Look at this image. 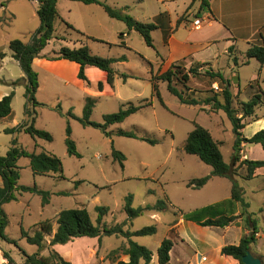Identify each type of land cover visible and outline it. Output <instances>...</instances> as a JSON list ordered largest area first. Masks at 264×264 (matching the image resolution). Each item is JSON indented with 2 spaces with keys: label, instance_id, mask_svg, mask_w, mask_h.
Returning a JSON list of instances; mask_svg holds the SVG:
<instances>
[{
  "label": "rangeland",
  "instance_id": "1",
  "mask_svg": "<svg viewBox=\"0 0 264 264\" xmlns=\"http://www.w3.org/2000/svg\"><path fill=\"white\" fill-rule=\"evenodd\" d=\"M105 1L112 7L128 8L126 13L146 24L151 23L155 15L165 11V7L156 0ZM183 2L190 3L188 0H183ZM2 4L5 7L0 6V20L3 19L5 22L4 25L0 24L2 26L0 53H11L9 43L16 39L29 43L32 34L40 27V19L37 15V6L29 0H0V5ZM76 5L88 8L79 11L78 16H74L77 17L76 22L84 29L83 33L105 44L87 41L63 24L62 26L56 24V35L59 36L60 33L62 36L59 37L66 39V42H51L44 50V56L51 57L53 51L61 46L71 48L79 39H81L80 42L85 41V46L98 57L121 58L126 56L128 60L115 64L114 68L119 74L134 76V78L126 81L123 78H117L113 87L114 95H101L96 98V107L91 121L103 123L105 115L118 112L123 105L130 102L135 106H145L150 102L152 104L150 107L130 116L122 124L112 126L110 130L115 132L119 130L139 131L141 135L157 140L158 144L150 145L140 140L118 136L107 138L100 130L83 127L77 119L60 116L55 111L58 106L65 115L71 111L77 118H82L86 96L73 84H67L59 79L55 80L49 72L38 70L41 88L38 90L37 100L48 107L37 109L36 128L49 132L53 141L49 143L39 139L35 140L24 132L16 135L0 132V155L5 156L11 147L12 140L17 138L19 144L29 152H45L58 157L63 165L65 179L34 176L29 159L19 160L18 165L21 168L19 184L36 185L50 192L52 196L50 204L46 206L42 205V199L39 196L28 193L18 195L17 201L4 206L9 217L6 236L10 242L0 240V264H6L2 262L5 258L4 254L10 256L12 264H24V254L39 253L36 246L28 244L26 239L22 238V228L33 234L39 229V223L49 220L55 231L57 215L63 210L78 208L87 209L92 220L96 222L99 216L97 207L109 209L108 214L103 217V225L107 227L123 224L124 230L135 232L145 227L155 226L157 228L155 235L134 237L133 241L148 248L153 253L152 264H158L157 251L161 243L167 238L177 241L174 233L169 232L171 225L178 222L182 214H190L208 205L214 199L227 195L224 189L226 183H219V186L224 187L213 198L212 193L215 188L212 185L200 190L187 187L189 181L208 176L212 171L211 167L202 163L199 158L185 153L184 146L188 134L194 129V123L207 129L220 144L224 161L230 164L235 141L232 125L223 112L212 113L209 106L195 107L182 104L168 91L167 84L160 80H156V84L159 86L166 107L164 108L158 99L153 97L152 78L161 73V70H158L162 63L158 53H163L161 33H153L156 50L148 47L136 32L126 39L131 50L120 47L111 48L110 44L119 43L120 34L128 32L127 26L110 19L99 6H86L82 3ZM184 7L180 3L178 7L172 6L170 9L175 16V13L180 14ZM61 10L64 13L62 6ZM193 20L192 16L190 21L193 22ZM70 40H73L72 44ZM5 61V65L0 64V79H17L22 74L19 65L13 58ZM255 66V61H252L251 65L241 68V72L236 70L232 73L223 61L219 68L226 77L232 80L235 87L234 92L238 91V85L244 92L248 88L250 79L256 74ZM185 68V71L189 70L188 67ZM200 72L204 74L205 70H200ZM201 80L192 77L188 87L184 88L180 82H176V86L185 93L188 99L205 98L210 94L208 92L212 93L217 90L216 87H211L209 79L203 77ZM3 89L5 86L0 84V91ZM10 90L15 92L12 103L13 117L0 122V129L5 130L16 128L26 122L25 87L23 85L11 86ZM94 90L97 91V87H94ZM240 99L243 102H249L244 95ZM237 102L240 100L237 99ZM262 113H264L263 109H259L257 117ZM68 125L71 126V137L76 143L81 158L70 157L67 154L65 140ZM259 126L264 129V121L248 126L244 135L251 137L252 132ZM113 147L126 156L124 169L114 161ZM255 148L254 153L250 155V160L264 161L262 148L258 145ZM244 155L246 156V153L241 152L242 160ZM240 172L246 174L244 170ZM244 184L250 191L254 188L259 190L256 196H248L245 201L250 204L251 219L256 223L257 231L264 234V177H258L255 181H244ZM60 193L68 195H59ZM128 196H132L134 208L155 206L163 201L166 203V209L146 212L140 217L129 220L124 212L125 199ZM240 207L241 212H244L241 205ZM189 237L195 243H200L202 235L190 230ZM50 240L51 237L46 238V249L40 252L43 257L48 256L47 248ZM236 241L228 240V243H237ZM177 246L178 248L171 253L173 264H180L177 254H179V248L182 247ZM126 247L127 240L123 237L106 236L100 242L97 239H76L67 245H58L55 250L72 264H117L119 261L128 260L123 254ZM253 247L255 253L259 249L258 254L261 256L259 258L264 264V237ZM190 248L187 246L184 251L189 252Z\"/></svg>",
  "mask_w": 264,
  "mask_h": 264
},
{
  "label": "trees",
  "instance_id": "2",
  "mask_svg": "<svg viewBox=\"0 0 264 264\" xmlns=\"http://www.w3.org/2000/svg\"><path fill=\"white\" fill-rule=\"evenodd\" d=\"M29 1H35L38 3L37 15L40 19V27L32 34L31 41L29 43H25L19 39L13 40L9 43V50L12 54V58L18 62L24 75L22 79L13 82L11 86L15 87L23 85L25 87L24 97L26 102L24 105V115L26 117V122L16 128L6 129L5 133L15 135L24 132L35 140L39 139L50 143L53 141L52 135L47 131L36 128V120L38 116L37 109L39 107H48V105L37 100V92L40 84L39 74L33 66L34 60H67L77 63L80 66L78 79L83 81L88 87L91 85V82L86 75V69L97 68L107 74V84L110 87H113L117 76V72L115 71L113 65L117 62H124L127 59L125 56L119 59L98 57L93 55L86 46L78 49H71L69 47L62 46L58 50L53 51L51 57L42 55L43 51L47 48L51 41L64 40L56 35L55 24L58 21L67 27V29L75 32L77 35H81L83 37L85 35L75 30L73 26L69 25L60 17L57 10V3L59 0ZM67 1L79 2L85 5H99L103 7L108 17L124 23L129 31L138 33L146 45L150 48H154L152 33L161 26L165 31V25L163 26L161 24H165V19L167 18L166 14H161L157 17L156 22L146 24L136 20L131 15L126 13V9L113 8L104 0ZM199 1L201 2V11H208L210 9L211 0ZM0 6L5 7L4 4ZM4 22L5 20H0V24H3ZM1 27L2 26H0V30L2 29ZM100 42L103 43L102 41ZM231 51L232 50L230 49V52ZM5 56L6 55L4 53H0V58L2 60ZM246 58L248 60L256 59L261 65H264V45H253L246 52ZM234 63H237L236 59H234ZM203 66L205 65L200 63L194 64L189 68V70L185 71V61L173 64L166 72L152 78V95L158 99L164 108L166 107L161 97L159 86L156 84V80H160L167 84L168 91L182 104L195 107L202 105L209 106L212 113L223 112L230 121L233 134L235 136L233 155L230 164L224 161L220 150V144L213 138L212 134L207 129L196 123H194V129L188 134L184 151L188 155L196 156L202 163L212 169L210 175L189 181L187 187L193 190H200L207 185L212 177L229 179L232 182L231 200L206 206L190 214H183V218L184 220L196 223L203 228H224L236 223L241 216H247L249 223H252L250 233L245 235L238 245H227L221 250L222 256L231 257L240 264H243V257L246 256L248 251L251 252L254 244L257 243L256 235L258 231L256 223L251 219V215L247 211L249 204L246 203L243 189L236 178L241 176L244 180L251 181L254 179L256 171L264 168V161L250 159L242 160L241 157L243 144L259 145L264 151V129L257 132L251 138H245L243 135V130L246 127L245 122H247L248 119L255 117L257 109L264 107V93L259 92L254 95L249 102H237L238 97L231 91V82L227 80L221 72L206 70L204 74H201L200 68ZM192 77L199 81H202L201 78L203 77L209 79L212 88L214 83H218L220 92H208L210 94L201 99L186 98L185 93L179 90L176 86V82H180L181 85L186 88L188 87ZM121 78L126 81L127 79L134 77L122 74ZM21 82L24 83L21 84ZM3 83L4 81L0 79V84ZM103 89V84L99 82L97 85V91L103 92ZM14 97L15 92L12 91L0 100V121L7 118L11 119L13 117L12 103ZM145 101L147 102V100ZM151 105L152 104L148 102L145 106H135L130 102L127 105H123L118 112L105 115L103 117V123L91 121L92 114L96 107V100L92 97H88L86 99L82 118H77L71 111L65 115L60 106L55 108V111L62 117L67 116L70 119H77L85 128L92 127L100 130L107 138L118 136L140 140L150 145H157V140L141 135L139 131L131 132L119 130L115 132L110 130L112 126L122 124L130 116L136 114L140 110L150 107ZM66 134L67 138L65 140V144L67 147V154L70 157L81 158L76 143L71 137L72 129L70 125H68L66 129ZM112 157L114 161L118 162L121 168L124 169L126 156L113 147ZM23 158L29 159L30 168L34 176L50 177L62 180L65 179L63 174V165L58 157L45 152H29L19 144L17 138L12 140L11 147L7 154L5 156L0 155V240L6 242H10L6 236V229L9 226V217L4 210V206L17 201L18 195L20 196L25 193L39 196L42 199V205L46 206L50 204V198L52 196L50 192L44 191L36 185L23 186L19 184L21 168L18 165V162ZM240 170L246 171V174L241 175L239 173ZM59 195L67 196L68 194L60 193ZM230 203L240 204L244 212H242L241 215H228L227 213H224L223 208L225 205ZM96 209L99 213L96 222L92 220L87 209L78 208L61 211L56 218L57 228L55 231L52 222L49 220L39 223V229L33 234H30L22 228V238L26 239L28 244L36 246L39 249V253L37 254H24V264H72L71 262L65 260L62 255L54 249V247L57 245H67L68 243L80 238L97 239L100 242L101 239L106 236L123 237L127 240V247L123 250V254L129 258V261H119L117 264H152L153 253L148 248L137 244L133 241V238L155 235L157 233V228L155 226L145 227L135 232L124 230L123 224L107 227L103 225V217L108 214L109 209L104 207H97ZM165 209L166 203L163 201L158 202L155 206L134 208L132 196H128L125 199L124 212L127 214L129 220L140 217L146 212L164 211ZM47 237H51L47 248L48 256L43 257L40 255V252L46 249L45 243ZM173 247L174 243L169 238L165 239L161 243L157 251L158 264H172L171 252ZM4 257L8 261V264L13 263L8 254H4Z\"/></svg>",
  "mask_w": 264,
  "mask_h": 264
},
{
  "label": "crops",
  "instance_id": "3",
  "mask_svg": "<svg viewBox=\"0 0 264 264\" xmlns=\"http://www.w3.org/2000/svg\"><path fill=\"white\" fill-rule=\"evenodd\" d=\"M156 1L165 7V11L155 15L152 18L151 23L156 22V18L159 17L161 14L167 15V18L165 19V24L163 23L161 24L163 26L165 25L164 26L165 31L162 29V26L160 25L161 27L153 32V33L155 32L161 33V45L163 48V53L162 54L158 53V56H161V61H162L158 69L161 70L160 74L166 72L173 64L178 63L180 61H185L186 67L188 68H190L194 64L200 63L205 65L200 68L201 71L212 70L214 72H221V73L222 71L220 70L219 67L221 66L223 61L226 62L228 66V70L231 71L232 73L236 72V70H239L241 72V68H243L244 66L251 65L252 61H255L256 74L250 79L248 88L244 92L240 89L239 85L237 86L238 91L234 92L233 89L235 87L234 84L231 82L232 80L226 77L223 73L222 74L227 80L231 82L232 84L231 91L235 96L238 97L240 101L242 95L246 96L250 101V99L259 92L264 93V65H261L256 59L248 60L246 58V52L253 45H259V46L264 45V0H211L210 9L208 11L200 10L201 2L199 0L197 1L188 0L190 2L189 4L183 2V0H156ZM31 2L33 3V5H36L38 8L37 2L35 1H31ZM77 3L79 2L59 0L57 3V10L60 17L65 22L73 26L75 30L83 33L84 29L82 28L81 25H79L76 22L77 17L74 16H78L79 11L88 8H82L81 6H77L76 5ZM180 3H182L185 7L182 9L180 14L175 13L174 16L171 11L172 9L170 8L172 6L178 7ZM61 6L65 10L64 13L61 10ZM86 6H91V5H86ZM101 8L103 9V7ZM118 9H126L125 12L128 10V8L126 7L118 8ZM192 16L194 17L193 22L190 21V18ZM198 16H200L201 19ZM197 19L201 20L199 28H196L194 26V22ZM56 24L62 26V23H60L59 21L56 22ZM0 31H2V29ZM133 33L135 32L128 30L127 33L120 34L119 43L110 44V47L111 48L120 47L131 50L130 46L126 42V39L129 38L130 35ZM153 33H152V37H153ZM83 34L85 36L84 37L82 36V38H85L87 41L97 40L93 37H90L89 35H86L85 33ZM59 36L62 35H60L59 33ZM79 40L71 48L78 49L81 46L82 47L85 46L84 43L85 41L80 42ZM53 41L66 42V39L53 40ZM100 41L101 40H97L94 42L101 43ZM70 42L72 44L73 40H70ZM79 43H81V46H79ZM153 43H154V38H153ZM101 44H105V42ZM61 47L56 48L54 51L58 50ZM152 49L156 50L155 45L154 48ZM230 49L232 50L231 52ZM4 54L6 55L5 58L3 60L0 58L1 59L0 64L3 65L6 64V61L4 62V60L12 58L11 53H4ZM42 55H45L44 51ZM8 56H10V58H8ZM113 59H119V58H113ZM126 59L128 60L127 57ZM234 59H236L237 61L236 64L234 63ZM16 63L17 65H19L18 62ZM118 63H123V62H117L115 64ZM33 66L36 71L41 69L46 72H49L50 74H52V77H54L53 79L55 80L59 79L61 81L66 82L67 84H73L77 89L82 91L84 96H86V99L88 97H92L96 100V98H98L101 95L115 94L113 87L116 84V80L114 82L113 87H110L107 84V74L97 68L86 69V75L91 82V85L88 87L83 81L78 79L80 66L77 63L70 62L67 60L48 61L46 59H35ZM121 75L122 74H119L117 72L116 79L121 78ZM23 77L24 75L22 73L17 79H12V78L3 79L4 81L3 85L5 86V89H3V91H0V100H2L3 97L7 96L12 92V90H10L11 84L19 79H22ZM99 82L103 84V88H104L103 92L94 90V87H97ZM213 87H216L217 90H219L218 83H214ZM40 88L41 87L39 86V90ZM86 99H85V103H86ZM259 109H263L264 112V107H261ZM259 109L256 110V114L254 118L248 119L247 122H245L246 124L245 129L248 126H251L252 124H258L264 121V113H262L261 115H259V117H257V111H259ZM5 120H10V119L7 118L1 121H5ZM245 129L243 130V135ZM261 129H263L262 126H259V128L255 129L252 132L251 137L255 135L257 132H259ZM0 132H5V129H0ZM244 137L251 138L245 135ZM255 146L256 145L243 144L242 153L243 154L246 153V156L244 155V159H251L250 155L254 153L256 149ZM239 173L241 175H244L242 172ZM261 176L264 177V168L257 170L254 179H252L251 181H255V179ZM236 179L243 189L245 200L247 199L248 196H256V194L259 193V190L255 188L251 191L248 190L244 184V181L246 180L241 178V176L237 177ZM219 183L221 184L226 183L224 188L227 194L226 197H222V198L218 197V199H214V201H212L208 205H205L204 207L231 200L232 182L229 179L212 177L210 181L207 183V185H205L203 188H207L211 185L214 186L215 189L214 192L212 193V198H213L215 197V194H218L219 190L224 187L223 185L219 186ZM223 212L227 213L228 215L231 214L241 215L242 213L240 204L238 203H232V204L230 203L228 205H225V207L223 208ZM248 212L249 214H252L250 204H249ZM251 226L252 223H249V221H247L246 216H241L236 221V223L224 228H218V227L203 228L197 225L196 223L184 220L182 214V216L178 219V222L173 223V225H171V227L169 228V232L174 233L178 241V242L173 241L174 247L171 253H173V251L176 248H178L177 245L182 247L179 248L180 249L179 254H177L178 257L180 258V264H200L199 256L206 258V261L202 262L201 264H240L238 261H236L231 257L222 256L221 250L223 247L227 245H238L241 239L245 235H248L250 233ZM190 230L193 232H198L200 235H202L200 243H195L189 237ZM263 237L264 234L258 232L256 235L257 243ZM228 240H237L236 241L237 243H228ZM57 246H55L54 249H57ZM187 246L191 247L189 249V252L184 251L186 250L185 247ZM258 251L259 249H257L256 251L257 254H256L253 247L251 253L256 257H261L258 254L260 253V251L259 252ZM128 261L129 258L128 260H123V262H128ZM2 262L8 264V261L5 258L2 259ZM171 263H172V256H171Z\"/></svg>",
  "mask_w": 264,
  "mask_h": 264
},
{
  "label": "water",
  "instance_id": "4",
  "mask_svg": "<svg viewBox=\"0 0 264 264\" xmlns=\"http://www.w3.org/2000/svg\"><path fill=\"white\" fill-rule=\"evenodd\" d=\"M243 264H263L259 257L254 256L250 251L247 252L246 256L242 259Z\"/></svg>",
  "mask_w": 264,
  "mask_h": 264
},
{
  "label": "built area",
  "instance_id": "5",
  "mask_svg": "<svg viewBox=\"0 0 264 264\" xmlns=\"http://www.w3.org/2000/svg\"><path fill=\"white\" fill-rule=\"evenodd\" d=\"M200 22H201V20H199V19H197L195 22H194V26L196 27V28H199V26H200ZM199 258H200V264L202 263V262H204V261H206V258H204V257H202V256H199Z\"/></svg>",
  "mask_w": 264,
  "mask_h": 264
}]
</instances>
